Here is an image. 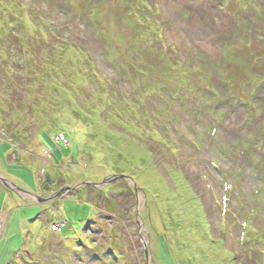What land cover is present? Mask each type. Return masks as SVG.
<instances>
[{"label":"rangeland","instance_id":"374dc122","mask_svg":"<svg viewBox=\"0 0 264 264\" xmlns=\"http://www.w3.org/2000/svg\"><path fill=\"white\" fill-rule=\"evenodd\" d=\"M0 176L42 264H264V0H0Z\"/></svg>","mask_w":264,"mask_h":264},{"label":"crops","instance_id":"0c3cea01","mask_svg":"<svg viewBox=\"0 0 264 264\" xmlns=\"http://www.w3.org/2000/svg\"><path fill=\"white\" fill-rule=\"evenodd\" d=\"M66 160H68V159H66ZM69 178H72V174L68 177V180H69ZM8 179H10V178H8ZM42 179H44V178H42ZM76 186V185H75ZM74 186V189H77L76 187ZM65 187V189L67 188V190L69 191V190H73V189H69V188H72V186L71 185H67V186H64ZM3 188L0 186V192H1V190H2ZM68 191H66L67 193H68ZM35 193V192H34ZM59 193V191L58 192H53V191H51L50 193H48V194H46V195H44V196H42V195H36V196H39L40 198H42L43 200H46V199H50V198H52L53 196L55 197V195L56 194H58ZM6 194H8V195H13V196H15V194H13L12 192H10L9 190H7L6 191ZM37 194V193H36ZM35 195V194H34ZM66 198H68V197H66L65 195H60V193H59V196H56L55 198H52L49 202H47V203H34V204H31L30 202H34V201H32V199L31 198H29V197H27V196H22L21 198H19V199H21V204L23 205V206H21V207H19L18 205L16 206V208H14V209H12V210H7L6 208L4 209V210H0V222L1 223H3V225L5 224V226H6V228H5V232H4V235L6 234V231H7V224H8V218H12V216L14 215V213H15V211L17 210V209H24V212H22V214H21V216H20V221H21V223L23 224H25V223H27V221H26V218L28 217V216H32V215H36V218H35V220L37 221V220H39V221H43V223L44 224H52V226H53V224L55 225V224H59L61 227L62 226H66V223L63 221L62 223H60L59 221H53V219L51 220V222H48L47 221V219H48V214L47 213H45L49 208H52L53 209V207L55 206V205H57L58 206V201L60 202V201H62L63 199H66ZM73 198V197H72ZM71 197L70 198H68V199H72ZM36 202V201H35ZM89 207H93L92 205L90 206V204H87ZM23 211V210H22ZM93 216H95V214H94V209L92 208V215H91V218H87L86 219V222H87V224L88 223H90L89 221L93 218ZM50 221V220H49ZM53 221V222H52ZM60 227V228H61ZM26 230H28V229H25V227H24V231H23V233L26 231ZM61 232V229H60V231H58V232H56V233H52L48 228H47V231H43V230H41L39 233H38V235H36L35 237L33 236V238L34 239H36V237H37V239H36V246H35V248H34V251H32V250H30L29 248H30V241L31 240H28V248L26 247V245L25 246H21V247H19V249H18V251H16V252H12V258H11V260H9L8 262H7V264H42V262H41V257H43V250L45 249V246H46V248H47V234L52 238V235H54V234H58V233H60ZM13 236V235H12ZM13 237H11V238H9V239H12ZM53 240H52V242H51V245H49L48 246V249H49V247L50 246H52L53 245V242L55 243L56 241H59V244H58V246L60 245V244H62L61 245V247H63V248H66V246L68 245V244H70L69 243V240H67V241H61L59 238H52ZM75 239H78V237L77 236H75ZM67 250V249H66ZM45 256H46V254H45ZM44 258V257H43ZM46 258H47V256H46ZM52 261H54V259L52 258L51 260H50V262L52 263ZM45 263H49V261L48 260H45Z\"/></svg>","mask_w":264,"mask_h":264},{"label":"water","instance_id":"95a60500","mask_svg":"<svg viewBox=\"0 0 264 264\" xmlns=\"http://www.w3.org/2000/svg\"><path fill=\"white\" fill-rule=\"evenodd\" d=\"M0 181H1V183H2L4 186H6L5 188L8 189V190H9L10 192H12L13 194H17V195L20 196V197H22V196H27V197L31 198L32 201H34V202L36 201V202H38V203H47V202H49L52 198H55L56 196H59V193H58V194L55 195V197L53 196V197L50 198V199L43 200V199L40 198L39 196L32 195V194H30V193H28V192H25V191H23V190L17 188L12 182L6 180V178H3L2 176H0ZM131 182H133V181H131ZM133 183H134V182H133ZM85 184H88V183H85ZM93 185H95V184H93ZM100 186H101V185H100ZM76 188L79 189L78 187H76ZM134 188H135V190H137V187H136L135 183H134ZM69 189H73V188H69ZM146 246H147V244L145 243V244H144V247H146ZM145 254H146V256H147V250H145Z\"/></svg>","mask_w":264,"mask_h":264},{"label":"built area","instance_id":"2783aa9c","mask_svg":"<svg viewBox=\"0 0 264 264\" xmlns=\"http://www.w3.org/2000/svg\"><path fill=\"white\" fill-rule=\"evenodd\" d=\"M63 138H64L63 136L56 137L55 140H54V142L57 143V144H60L61 146H68L69 144ZM44 153H45L44 155H45L46 158H49L50 157L47 151H45ZM60 227L61 226L59 224H55V225H53V227L51 228V230L53 232H58L61 229Z\"/></svg>","mask_w":264,"mask_h":264},{"label":"bare ground","instance_id":"6f19581e","mask_svg":"<svg viewBox=\"0 0 264 264\" xmlns=\"http://www.w3.org/2000/svg\"><path fill=\"white\" fill-rule=\"evenodd\" d=\"M150 184H152V182L150 183ZM173 205L171 206V211H173ZM154 218L155 219H157V220H155V223H156V226L157 225H160L161 227H162V225L165 223V221H164V218L162 217V216H160V215H156V216H154ZM176 233V232H175ZM178 233V232H177ZM176 233V235L178 236V234ZM200 233H203V230H201L200 231Z\"/></svg>","mask_w":264,"mask_h":264},{"label":"trees","instance_id":"16d2710c","mask_svg":"<svg viewBox=\"0 0 264 264\" xmlns=\"http://www.w3.org/2000/svg\"><path fill=\"white\" fill-rule=\"evenodd\" d=\"M153 150H154V148H153ZM155 151V150H154ZM135 181V180H134ZM43 184H45V183H43ZM78 191H76V193H77ZM223 248H224V244H223ZM219 250V249H218ZM146 256V255H145Z\"/></svg>","mask_w":264,"mask_h":264}]
</instances>
